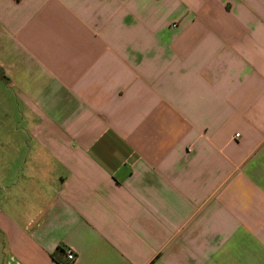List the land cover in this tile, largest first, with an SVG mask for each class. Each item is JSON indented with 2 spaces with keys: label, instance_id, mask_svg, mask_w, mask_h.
<instances>
[{
  "label": "crops",
  "instance_id": "0c3cea01",
  "mask_svg": "<svg viewBox=\"0 0 264 264\" xmlns=\"http://www.w3.org/2000/svg\"><path fill=\"white\" fill-rule=\"evenodd\" d=\"M0 264H264V0H0Z\"/></svg>",
  "mask_w": 264,
  "mask_h": 264
},
{
  "label": "built area",
  "instance_id": "2783aa9c",
  "mask_svg": "<svg viewBox=\"0 0 264 264\" xmlns=\"http://www.w3.org/2000/svg\"><path fill=\"white\" fill-rule=\"evenodd\" d=\"M66 258H67V260L70 262V261H72V260L75 259V254H74L72 251H68V252L66 253Z\"/></svg>",
  "mask_w": 264,
  "mask_h": 264
}]
</instances>
